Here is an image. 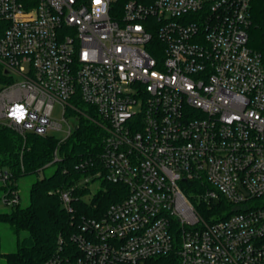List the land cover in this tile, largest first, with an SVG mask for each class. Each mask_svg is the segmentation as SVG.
I'll use <instances>...</instances> for the list:
<instances>
[{"label": "built area", "instance_id": "1", "mask_svg": "<svg viewBox=\"0 0 264 264\" xmlns=\"http://www.w3.org/2000/svg\"><path fill=\"white\" fill-rule=\"evenodd\" d=\"M255 1L0 0V125L62 142L81 100L106 132L82 183L126 192L45 264H264ZM11 177L0 168L2 185ZM74 190H58L70 212ZM3 200L20 204L18 190ZM202 202L218 211L202 215Z\"/></svg>", "mask_w": 264, "mask_h": 264}, {"label": "trees", "instance_id": "2", "mask_svg": "<svg viewBox=\"0 0 264 264\" xmlns=\"http://www.w3.org/2000/svg\"><path fill=\"white\" fill-rule=\"evenodd\" d=\"M251 19L249 45L262 54L264 64V1L253 3ZM74 104L77 110L70 109V114L77 119L76 127L72 135L62 142L55 134H20L0 125V168L12 174L8 185L0 186L4 191L8 187L18 189L19 177L38 174L47 166L56 165L53 174L32 184L27 206L17 204L12 206L10 212H0V221L9 222L17 232L24 230L28 233L15 252L2 254L0 250L6 264H45L57 253L59 238L69 241L84 216L98 218L112 203L126 195L123 186L100 179L103 188L89 200L83 199L89 188L82 181L98 168L106 132L94 108L78 99ZM56 150L59 160L54 161ZM72 186H75V190L73 211L70 212L64 206L58 190ZM194 191L198 192L197 188ZM197 192L188 193L194 202ZM221 202L227 206L225 200ZM197 209L206 217L218 211L215 206L209 208L206 202L197 205Z\"/></svg>", "mask_w": 264, "mask_h": 264}, {"label": "rangeland", "instance_id": "3", "mask_svg": "<svg viewBox=\"0 0 264 264\" xmlns=\"http://www.w3.org/2000/svg\"><path fill=\"white\" fill-rule=\"evenodd\" d=\"M56 117L61 118L60 111L56 112ZM66 126V124H65ZM58 135H61L58 133ZM56 169V165L52 164L47 166L40 173H32L26 174L18 178L17 180V190L20 196V204L21 206H27L30 201V190L32 184L46 176H50ZM0 186L2 183L0 182ZM89 188V191L83 196L84 200H89L99 189L103 188V184L101 180L91 181L89 184L85 185ZM5 194L4 189L0 187V212H10L12 209L11 205H8L4 202L3 196ZM28 235L27 231H20L14 228L12 224L5 221H0V250L2 254L15 252L18 249V245L20 241ZM0 264H6L5 256H0Z\"/></svg>", "mask_w": 264, "mask_h": 264}]
</instances>
